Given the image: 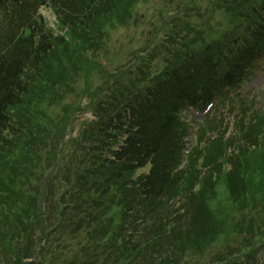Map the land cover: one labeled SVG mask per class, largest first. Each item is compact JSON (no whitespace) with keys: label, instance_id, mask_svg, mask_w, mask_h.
I'll return each mask as SVG.
<instances>
[{"label":"trees","instance_id":"1","mask_svg":"<svg viewBox=\"0 0 264 264\" xmlns=\"http://www.w3.org/2000/svg\"><path fill=\"white\" fill-rule=\"evenodd\" d=\"M149 1L0 0V264H264V217L246 210L264 208V109L238 96L264 49V0L193 4L156 42L169 57L153 78L144 64L110 73V35ZM228 101L242 105L238 153L210 118L184 157L183 111ZM83 111L94 119L69 138ZM242 230L249 254L226 239L212 255Z\"/></svg>","mask_w":264,"mask_h":264},{"label":"rangeland","instance_id":"2","mask_svg":"<svg viewBox=\"0 0 264 264\" xmlns=\"http://www.w3.org/2000/svg\"><path fill=\"white\" fill-rule=\"evenodd\" d=\"M210 2L211 0H152L147 4L139 5L136 8L135 20L130 24V26L127 28H121L110 35L108 39V50L102 59V64L108 67L110 73L114 74L123 67H125L124 70L131 67L133 71L137 72L139 66L144 64L145 75L153 78L155 72L159 70L160 65L164 63V57L162 56L167 55L169 57V55L165 52H159L161 56L156 53L155 58L152 56L154 54L153 51L155 49L156 42L163 39L164 42L167 43V37L172 29L177 28L178 32H181L182 30V25H180L181 23L174 21V17L180 18L179 20L184 19L189 10H191L194 6H196L194 16L198 13H205L209 9ZM193 4L194 6H192ZM41 13L46 19H48L50 28L56 30V22L51 25V22L54 21V15L50 9L42 7ZM167 29L169 30L165 33ZM159 45H161V43ZM136 55L139 56L136 58ZM125 75L130 78L134 77L132 74ZM100 80L101 76L92 78L91 82L94 85L93 89L96 88V85L101 84ZM240 95L242 98L247 97L248 99H251L257 108L261 106L264 107V54L260 60L253 64L252 76L250 80L245 83L244 89ZM84 103V105L88 103L87 99ZM184 114H186L192 125L201 123L205 120V118H203L204 114L199 112V110H186ZM210 114L211 116L217 117L221 120L219 122V127L216 130L217 133H227L228 138L236 139L232 136L236 131L237 122L243 117L241 103L240 105H236L232 101H228L226 106L221 107L216 102L215 108L211 109ZM197 117L203 119H199ZM93 118L94 117L91 112L83 111L77 114L75 124L74 127L72 126L71 128L69 138L76 137L80 130L86 127V123L91 121ZM196 131L197 127L187 138L189 147L193 146L197 140V137L195 138ZM241 142H243V140L239 139L235 141L233 146L229 145L228 149L230 156L237 154L239 151L238 149L245 144L244 142ZM254 148L257 149L255 146H250L251 150ZM236 162L239 163V158L236 159ZM227 167L228 169H231V166ZM147 170H149V167ZM51 171L54 172H50L46 176L47 180L53 179L56 174V169L53 170L52 168ZM224 187L225 186L223 185L221 188ZM220 196L225 199V193H220ZM182 203L180 204L186 210V213L189 214L190 212H194V207H187L188 204H186V200ZM246 210L251 212L254 221L255 219L258 220L257 217L259 214L264 217V208L258 200L253 202V204L247 207ZM259 225L261 224L259 223ZM261 226L264 229V225ZM238 230L241 231L240 228H238ZM242 231L243 233L233 231L234 234H229L227 235L228 237L226 236L228 242L231 244L230 247H237L238 249H241V254L243 251V247H241L243 241L249 239L251 243L253 242V233H247L245 230ZM263 246L264 244H260L259 247H256V250L258 249V251H261L257 258L258 262L261 263H264ZM219 247L220 244L217 248H215V257L217 256V252L221 253V251L225 250V248ZM245 250H248V248Z\"/></svg>","mask_w":264,"mask_h":264}]
</instances>
